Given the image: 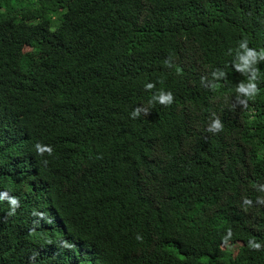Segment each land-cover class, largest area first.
<instances>
[{"label": "trees", "instance_id": "1", "mask_svg": "<svg viewBox=\"0 0 264 264\" xmlns=\"http://www.w3.org/2000/svg\"><path fill=\"white\" fill-rule=\"evenodd\" d=\"M262 54L264 0H0V264H264Z\"/></svg>", "mask_w": 264, "mask_h": 264}, {"label": "clouds", "instance_id": "2", "mask_svg": "<svg viewBox=\"0 0 264 264\" xmlns=\"http://www.w3.org/2000/svg\"><path fill=\"white\" fill-rule=\"evenodd\" d=\"M244 45H241V47H243ZM253 53L249 52V56H252ZM264 55V54H262ZM170 99V97H169ZM215 127H219V124L217 123L215 125ZM13 203H15V201H13ZM18 225V222H16V224H14V226ZM24 229L26 231H31L34 230L26 225L23 226ZM23 245H24V253H23V257H33L34 255H39L42 258H31V260L29 262H27L26 264H35L36 262H43V264H57V257L56 255L49 249H57V243L56 241L51 238V237H45V238H35V237H28V236H24V238L22 239ZM66 241L63 240L61 241V248L66 246ZM258 247V245H257ZM93 255V252H92ZM94 256V255H93ZM97 257V256H95ZM91 258L92 260H94L95 262H98L100 264H104L102 261L98 260L97 258H94L91 256L88 257ZM59 260V259H58ZM60 262V260H59Z\"/></svg>", "mask_w": 264, "mask_h": 264}]
</instances>
